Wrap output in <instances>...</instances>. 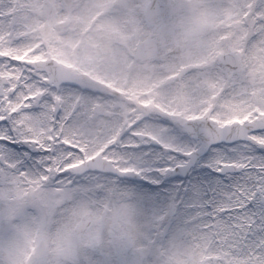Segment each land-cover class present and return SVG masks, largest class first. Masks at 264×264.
<instances>
[{
	"label": "snow or ice",
	"instance_id": "snow-or-ice-1",
	"mask_svg": "<svg viewBox=\"0 0 264 264\" xmlns=\"http://www.w3.org/2000/svg\"><path fill=\"white\" fill-rule=\"evenodd\" d=\"M0 264H264V0H0Z\"/></svg>",
	"mask_w": 264,
	"mask_h": 264
}]
</instances>
